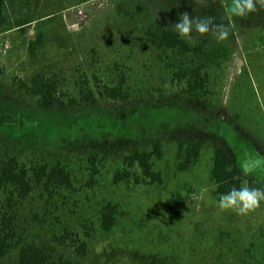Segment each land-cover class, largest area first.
Wrapping results in <instances>:
<instances>
[{"label": "rangeland", "instance_id": "1", "mask_svg": "<svg viewBox=\"0 0 264 264\" xmlns=\"http://www.w3.org/2000/svg\"><path fill=\"white\" fill-rule=\"evenodd\" d=\"M229 4L209 0L198 12L226 22ZM194 8L192 0H5L0 160L15 156L27 169L59 163L72 177V189L51 198L35 187L15 208L16 239L42 249L49 264H264V202L247 216L221 211L210 180L222 146L243 183L264 188V168L245 175L241 167L246 154L250 164L264 158V10L235 18L225 41L210 33L185 39L192 47L205 41L207 54L223 48L226 58L157 49L150 34L171 30L180 13L194 18ZM39 35L43 45L31 57L28 45ZM200 64L209 79L205 99L172 81L175 72ZM38 73L58 83L64 107L43 111L26 92L23 84ZM116 87L127 99L107 96ZM193 141L202 144L200 157L179 171L178 144ZM155 142L163 151L154 162L163 184H115L124 158L151 151ZM108 202L122 215L105 233L100 211ZM81 242L85 258L77 254ZM20 250L12 248L0 264H17Z\"/></svg>", "mask_w": 264, "mask_h": 264}, {"label": "trees", "instance_id": "2", "mask_svg": "<svg viewBox=\"0 0 264 264\" xmlns=\"http://www.w3.org/2000/svg\"><path fill=\"white\" fill-rule=\"evenodd\" d=\"M5 0H0V28L5 24L4 17ZM150 36L157 49L174 55H180L187 59L193 56L198 59L226 58L227 52L219 48L214 53H205V41L198 46H191L185 38H181L176 32L157 28ZM43 45V36L39 35L35 41L28 45V52L34 57L38 49ZM204 65L191 69L180 70L174 73V79L178 84H184L183 92L197 99H205L208 94V74L203 72ZM1 74V71H0ZM26 92L39 99L38 106L41 110L50 112L58 106L64 107L65 103L60 98L58 83L53 78H47L44 73H38L30 84H23ZM107 96L115 101L119 98L127 99L121 88L107 89ZM88 100V99H87ZM89 101V100H88ZM70 105L76 106L73 101ZM202 150V144L197 141L180 142L178 144V169L187 171L197 163ZM163 157L162 146L155 142L151 151H135L124 158V168L114 175V183L134 182L136 185L161 186L163 177L154 168L155 160ZM137 170V172H136ZM210 180L215 187L214 195L220 196L227 193L232 187L239 188L243 181L239 176L236 163L229 151L220 146L214 152L213 166L210 172ZM35 187H42L51 198L58 190H70L73 188L72 177L67 168L59 163L54 166L41 164L32 169L23 166L17 157L10 156L0 160V259L4 258L12 248L21 246L17 264H49L50 257L34 244L21 245L22 241L16 239V223L18 219L16 206L26 200L34 192ZM175 204L179 202L175 200ZM120 205L108 202L100 211L101 227L105 233H109L116 226L117 219L122 215ZM87 244L81 242L77 247L79 258H85ZM65 264H73L65 261Z\"/></svg>", "mask_w": 264, "mask_h": 264}, {"label": "clouds", "instance_id": "3", "mask_svg": "<svg viewBox=\"0 0 264 264\" xmlns=\"http://www.w3.org/2000/svg\"><path fill=\"white\" fill-rule=\"evenodd\" d=\"M193 9L197 15L193 18L187 12L178 14V21L171 23L170 28L181 38L192 39L193 33L199 35L211 34L217 42L228 39L234 27L235 18H245L258 10H264V0H230L225 7L223 19L226 22H216V17L208 14H199L198 9L206 8L209 0H192ZM179 4L177 3V7ZM247 157L242 164V172L247 175L256 168H264V158L256 159L249 163ZM264 202V188L250 187L245 181L241 187H232L227 193L219 196L217 206L221 211H230L238 216H247L255 212Z\"/></svg>", "mask_w": 264, "mask_h": 264}, {"label": "water", "instance_id": "4", "mask_svg": "<svg viewBox=\"0 0 264 264\" xmlns=\"http://www.w3.org/2000/svg\"><path fill=\"white\" fill-rule=\"evenodd\" d=\"M239 62H240V64H242L243 61H239Z\"/></svg>", "mask_w": 264, "mask_h": 264}, {"label": "built area", "instance_id": "5", "mask_svg": "<svg viewBox=\"0 0 264 264\" xmlns=\"http://www.w3.org/2000/svg\"><path fill=\"white\" fill-rule=\"evenodd\" d=\"M82 15V13H80Z\"/></svg>", "mask_w": 264, "mask_h": 264}]
</instances>
